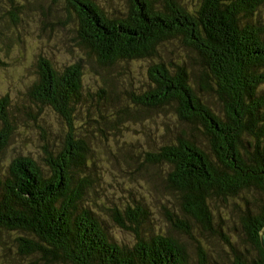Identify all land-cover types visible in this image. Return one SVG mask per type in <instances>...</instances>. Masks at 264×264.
<instances>
[{
    "label": "trees",
    "instance_id": "trees-1",
    "mask_svg": "<svg viewBox=\"0 0 264 264\" xmlns=\"http://www.w3.org/2000/svg\"><path fill=\"white\" fill-rule=\"evenodd\" d=\"M65 1L77 19V44L97 65L111 70L123 68L122 62L145 61L149 66L148 83L139 92H126V102L138 109L129 106L117 113L112 129L141 127V110L169 109L192 128L204 129L211 157L195 135L183 132L147 152L145 159L166 169L171 193L205 230L218 234L211 225L212 199L242 200L241 240L251 250H239L227 239L225 245L232 264H264V28L259 22L264 0H196L191 8L184 0H161L160 5L157 0H128L129 11L111 18L93 0ZM25 9L15 3L9 13L13 29L21 26ZM171 41L195 54L192 65L185 60L166 63L162 47ZM82 60L75 58L62 70L42 57L37 62L28 102L52 109L68 132L62 145L43 147L47 172L29 155L14 157L0 171V232L13 236L19 258L11 261L5 255L0 264H212L200 249L193 262L170 231L145 235L144 206H127L126 217L109 209L116 224L131 232L133 244L115 241L106 223L85 206L87 169L93 161L83 143L82 124L76 128L73 120L81 116L82 105L97 106L99 112L103 103L99 94L95 98L84 92ZM100 81L113 89L105 78ZM12 112L9 98H0V158L16 134ZM181 231L190 235L188 224ZM5 251L0 239V252Z\"/></svg>",
    "mask_w": 264,
    "mask_h": 264
},
{
    "label": "rangeland",
    "instance_id": "rangeland-1",
    "mask_svg": "<svg viewBox=\"0 0 264 264\" xmlns=\"http://www.w3.org/2000/svg\"><path fill=\"white\" fill-rule=\"evenodd\" d=\"M108 17H119L130 9L128 0H93ZM160 5L161 0H157ZM189 8L196 0H184ZM27 6L22 24L16 29L11 26L9 13L16 4ZM65 0H0V98L7 96L12 103L15 116L16 134L0 158V171L10 165L14 157L31 156L47 172L43 147L60 146L68 132L67 124L60 116L48 107L29 104L27 89L37 79V62L40 57L52 63L56 70L70 65L75 58H83L85 77L84 92L97 98L100 111L94 105H82V114L73 120V126L82 124L83 143L91 151L93 161L87 169V188L84 204L93 210L106 224L112 238L119 243L133 244L131 232L120 228L114 221L109 209L119 210L124 217L127 206L137 205L146 208V223L142 232L147 235L158 231H170L179 238L189 250L194 260L198 249L209 256L212 264H232L231 249L225 240L245 251L251 250L241 240L245 239L242 224L244 203L239 199L214 198L209 203L212 214L211 225L216 233L205 230L185 210L178 195L171 193L165 181L166 169L155 167L145 159L147 152H153L166 142L175 141L181 133H188L211 152L206 143L204 129L192 128L168 111L142 113V126L133 127L121 124V128L112 129L115 115L125 107L135 105L126 102V92L131 89L139 92V86L148 83L147 62H122L111 70L97 65L93 57L85 54L75 39L77 19L75 14L66 8ZM264 12V10H263ZM259 22L264 28V13ZM13 29V30H12ZM264 30V29H263ZM18 37L22 44L17 45ZM12 40V41H11ZM162 52L166 63L180 60L192 65L195 54L183 47L179 41L163 45ZM196 70L195 68H192ZM105 78L113 89L100 80ZM111 86V87H112ZM100 89H104L103 93ZM111 100V102H109ZM212 107L218 112L214 102ZM89 118L93 119L86 121ZM87 123V126L83 125ZM163 126V127H162ZM210 155V153H209ZM211 157V155H210ZM188 224L189 234L181 231ZM0 239L5 242L6 251L0 252V259L5 255L19 260L13 236L0 232ZM9 261V260H8Z\"/></svg>",
    "mask_w": 264,
    "mask_h": 264
},
{
    "label": "water",
    "instance_id": "water-1",
    "mask_svg": "<svg viewBox=\"0 0 264 264\" xmlns=\"http://www.w3.org/2000/svg\"><path fill=\"white\" fill-rule=\"evenodd\" d=\"M261 244H262V247L264 248V229L261 232Z\"/></svg>",
    "mask_w": 264,
    "mask_h": 264
}]
</instances>
